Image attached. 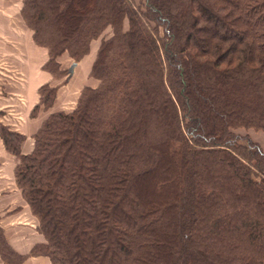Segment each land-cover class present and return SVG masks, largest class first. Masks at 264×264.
<instances>
[{
  "label": "trees",
  "instance_id": "16d2710c",
  "mask_svg": "<svg viewBox=\"0 0 264 264\" xmlns=\"http://www.w3.org/2000/svg\"><path fill=\"white\" fill-rule=\"evenodd\" d=\"M48 62L108 26L70 110L1 128L51 264H264V0H24ZM54 73V71H53ZM57 85L40 88L49 108ZM6 264L26 255L0 225Z\"/></svg>",
  "mask_w": 264,
  "mask_h": 264
},
{
  "label": "crops",
  "instance_id": "0c3cea01",
  "mask_svg": "<svg viewBox=\"0 0 264 264\" xmlns=\"http://www.w3.org/2000/svg\"><path fill=\"white\" fill-rule=\"evenodd\" d=\"M23 1L0 0V132L2 127H6L25 135L27 141L24 148L29 150L31 136L51 112L61 110V101L73 92L74 82L72 85L71 81L77 78L76 71L82 68V63L74 64V78L67 79L69 83L58 90L53 106L49 110L41 106L32 116L31 110L39 100L38 87L44 82H51L52 76L42 69L48 52L36 44L32 30L23 19ZM57 84L58 82L51 83ZM80 91L78 88L76 94L79 95ZM12 162L13 158L7 153L0 134V210L7 203L6 196H19L7 203L10 210H21L27 206L21 191L17 187L12 188L13 183L5 182L12 180V175L7 178L5 175V169L10 168ZM2 227L11 239L9 226ZM11 241L14 242L12 239ZM11 244L13 246V243ZM15 249L20 252L18 247Z\"/></svg>",
  "mask_w": 264,
  "mask_h": 264
},
{
  "label": "rangeland",
  "instance_id": "374dc122",
  "mask_svg": "<svg viewBox=\"0 0 264 264\" xmlns=\"http://www.w3.org/2000/svg\"><path fill=\"white\" fill-rule=\"evenodd\" d=\"M142 1L143 0H135V2L138 4L141 3ZM23 4H24V1H23ZM23 4H22V8H23ZM22 8H21V12H22ZM111 34H112V28H111V26H108L106 29H104V31L102 32V34L99 37L92 39L89 51L87 53L83 54L78 61H74L72 58H70L68 53H63L62 55H60L58 57V61L60 62L62 68L66 69V72H63V74H61V72L58 70V68L55 65L48 62L49 59H48V56L46 55L47 60L42 65V69L46 73H49L52 76L51 82H47V83L51 84L52 82H54V83L58 82L57 92L61 87H63L64 85L69 83L67 79H70V78L73 79L74 78L72 76L73 70H74V64H76L77 62L82 63L81 64L82 68L78 69L76 71L77 78H75L73 81H71L72 85L74 82L73 92H70L67 96H65L64 99L60 103L61 110H70L74 107V105L76 104L77 98H78L77 97L78 95L76 94V90L78 91V88L82 89L83 86H85V85H88V84L93 85V84H96L98 82L95 78H91L90 72L92 70V66H93L94 60L96 58L97 50L100 46L102 37L103 36H109ZM39 46L41 47L42 45H39ZM42 47H44V46H42ZM44 48L48 52V49L46 47H44ZM61 61H62V63H61ZM53 71H54V73H53ZM45 84H46V82L42 83L38 87L39 100H38V103L31 110L32 116L37 112V110L41 106H43L46 110H49V108H51L53 106V104H52V106L47 108L43 104H40L37 107V105L40 102V88L42 86H44ZM58 111H60V110H58ZM53 112H55V111H53ZM41 126H42V124H41ZM40 127H39V129H40ZM236 131H238L241 134L250 136L254 141L258 142L262 147H264V129H262V128H260V129H254V128L244 129V128H241V129L236 130ZM0 134H1V132H0ZM1 137H2V135H1ZM32 139H33V135L31 136V141L33 143ZM5 148H6L7 153L10 156H12V158H13V162L10 165V168L5 169L6 178L10 177L12 175V180L11 181H5V182L13 183L12 188L17 187L18 190H20L22 193V190L19 188V186L17 184L16 172H15L16 166L19 163V159L6 146H5ZM22 196L25 199L23 193H22ZM16 197L19 198L18 195L6 196L5 202L10 203V201L15 199ZM7 203H5L0 210V225H8L9 226L11 234H10L9 230H7V232L10 234L9 236L11 237V239L14 242L11 241V239L8 237V235L5 231L6 239L8 240L9 244L11 245V247L14 250H16L15 248L18 247L20 252H18L17 250L16 251L18 253L26 255V258H25V261L23 264H51V261H50L48 256L43 255V254L33 255L31 252L32 246L35 243L42 241L44 239V237H43L42 233H40L38 231V229L36 228L38 225L37 219L32 214L27 201H26L27 206L25 208H21V210L18 208L15 210H13V209L10 210V208L8 207L9 204H7ZM11 243H13V246ZM0 264H6V262L2 259L1 254H0Z\"/></svg>",
  "mask_w": 264,
  "mask_h": 264
}]
</instances>
